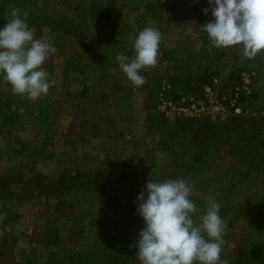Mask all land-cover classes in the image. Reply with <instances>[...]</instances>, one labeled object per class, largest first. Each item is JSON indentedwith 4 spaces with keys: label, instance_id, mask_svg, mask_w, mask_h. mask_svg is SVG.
Listing matches in <instances>:
<instances>
[{
    "label": "rangeland",
    "instance_id": "374dc122",
    "mask_svg": "<svg viewBox=\"0 0 264 264\" xmlns=\"http://www.w3.org/2000/svg\"><path fill=\"white\" fill-rule=\"evenodd\" d=\"M3 2L0 25L7 22L10 9L16 8V0ZM29 3L35 9H43L48 2ZM67 5L69 11L87 10V16H94V20L88 17L84 20L88 32L95 27L107 30L150 26L154 18L161 29L169 25L185 27L184 33L176 31L166 37L171 43L161 54L162 60L156 66L160 69L156 72L158 78L155 76L150 87L151 93L157 94L158 120H171V123H166L165 139L152 150L136 152L133 157L126 153L119 157L87 155L78 160L80 170H76V162L71 165L62 162V156L51 163L50 160L42 163L41 159L35 162L36 157L50 152L48 143L45 141L41 149L37 145V133L36 138L34 135L27 141L23 135L31 129L20 130V133L6 131L11 136L0 140V157L7 158L3 175L6 179L0 180V201L10 205L27 204L20 210L22 214L16 215L21 223L19 228L25 235H31V240L27 241L31 249L21 250L25 263L140 264L135 247L143 227V220L137 214L138 194L150 180L184 178L193 185L190 198L197 206L194 219L198 221L203 215L209 196L220 203V215L227 226L221 259L228 264H264L263 56H260L262 59L258 56L244 58L238 45L213 47L207 34L200 31L214 19L207 0L198 3L196 0H70ZM205 8L209 9L207 15ZM74 19L54 21L51 25L65 28L70 24L74 29L81 14ZM43 21L48 23V19ZM127 36H132L129 31ZM189 37L197 42L193 44L197 48V59L192 60L194 65L190 64L186 70L183 66L180 68L178 57L187 48H177L176 43L186 44ZM85 51L90 52L88 48ZM169 69L173 72L168 73ZM244 78H248L250 84L248 92H240L237 100L241 113L228 109L221 113L207 110L199 115H166L158 109V93L164 81L173 87L167 93L169 98H176L175 93H178V96L194 97L200 103H206L203 87L212 84L211 101L215 104L228 88L242 85ZM14 97L11 86L0 78V107L12 104ZM229 99L230 96L224 103L227 106ZM51 117L48 112L38 116L42 123L51 121ZM10 119L20 124L14 116L10 115ZM58 123L61 124V119ZM72 139L70 134L67 140ZM58 149L61 150V145ZM70 154L72 149L65 159L76 160ZM56 168L57 176L44 178L39 173L46 174ZM9 169L20 173L22 179L9 177ZM51 195L55 205H51L52 211L45 207ZM37 206L39 209L35 212ZM41 206L48 212L42 211ZM44 213L50 215L45 218ZM16 227L13 225V229ZM36 227L43 234L40 241H36L40 231L33 232Z\"/></svg>",
    "mask_w": 264,
    "mask_h": 264
},
{
    "label": "crops",
    "instance_id": "0c3cea01",
    "mask_svg": "<svg viewBox=\"0 0 264 264\" xmlns=\"http://www.w3.org/2000/svg\"><path fill=\"white\" fill-rule=\"evenodd\" d=\"M3 1L0 0V6L4 5ZM33 1L35 0H16L14 5L22 13H27L28 24L32 28L35 38L50 42L55 46L56 52L43 65L49 73V78L55 81V86L49 89L46 96L42 95L35 101L26 96L14 94L12 104L6 105V108L0 107V140L11 136L6 131L12 130L11 132L20 133V130L31 129V132L25 133L23 137L29 141L30 137L34 135L36 138L37 133V145L42 149L46 141L49 151L54 153H44L41 155L43 157H36L35 162L38 163L41 159L42 163L49 160L51 163V161H58V157L62 156L60 160L62 159V162L67 165L76 162V170L81 169L78 164L80 157L83 159L87 155L119 157L121 153L133 157L136 152L146 153L147 150H152L157 143L164 140L166 123H171V120L167 122L158 120L157 94L151 93L150 87L155 76L157 77L156 72L160 71L156 66L162 60L161 54L171 43L168 39L166 40V37L173 35L176 31L184 33L185 27L169 25L161 29L154 18V23L150 26L113 27L107 30L95 27L94 31L88 32L84 20L87 17L94 20V16H87L89 12L87 10L75 11L73 9L69 11L67 3L70 0H44V3L48 2L43 8L44 10L35 9L29 3ZM129 12L127 11V14H131ZM80 14L81 20L78 19L80 21L78 23L76 21L74 29L70 28V24L65 28L55 24V26L51 25L54 21L61 22L64 19L71 22L72 19L79 18ZM142 14L144 15V12ZM47 19L49 24L43 21H47ZM6 23L2 22L0 28ZM145 27L157 28L162 39L159 44L157 64L141 71L140 74L144 76L146 83L136 87L119 68L116 56L123 53L132 57L134 55L133 44L137 34ZM128 31L132 35L131 37L127 36ZM196 43L190 37L186 44L182 41L176 43L177 48L182 46L187 48L178 57L180 68L183 66L189 70L190 64L194 65L195 61L192 60L197 59V48L193 44ZM172 44L175 43L172 42ZM86 48L90 52L87 53ZM169 72L173 71L169 69ZM163 73L168 74L164 71ZM175 88V92H177L178 89L176 86ZM175 94L178 95V93ZM6 111L7 114H4ZM43 112L52 115L51 121L42 123V118H38V116ZM10 115L20 121V124L10 122ZM59 119H61V124L58 123ZM13 126L15 127L12 128ZM70 134L73 139L67 140ZM60 145L61 150L58 149ZM71 149V158H76V160L65 159ZM18 158L16 159L18 160ZM6 163L7 158L0 157V180L6 179L3 176L7 170ZM9 171V177L22 179L20 173L10 169ZM58 171L56 168L46 174L43 171L39 173L46 178L57 176ZM6 203L0 201V264H26L21 250L29 251L31 249L27 244V241L31 240V235H25L24 230L19 228L21 223L16 215L22 214L20 210H23L27 204L25 202L23 204L15 202L12 205ZM8 204L9 207L6 206ZM51 205L55 207L53 198L48 200L45 207L47 206L52 211ZM45 207L41 206L42 211L47 213L48 209ZM38 209L37 206L35 212ZM46 213L42 215L45 218L50 215ZM43 224L44 221L41 226ZM13 225L17 227L13 229ZM36 225L37 223L34 222V226ZM31 227L29 233H31ZM33 230V232L40 231L38 227ZM42 236L40 231L36 241H40ZM22 241H25L26 244H22Z\"/></svg>",
    "mask_w": 264,
    "mask_h": 264
},
{
    "label": "clouds",
    "instance_id": "9594fccd",
    "mask_svg": "<svg viewBox=\"0 0 264 264\" xmlns=\"http://www.w3.org/2000/svg\"><path fill=\"white\" fill-rule=\"evenodd\" d=\"M198 3L199 0H196ZM214 19L200 31L215 48L240 46L244 58L264 52V0H207ZM207 15L208 8L203 9ZM162 39L157 28L139 31L134 55L116 56L119 68L136 87L146 83L141 71L157 64ZM56 52L50 42L37 39L27 22V13L11 8L0 28V78L13 94L35 101L46 96L55 81L43 67ZM193 185L184 178L150 180L137 196V214L143 220L135 243L140 264H228L221 259L226 225L220 203L209 196L197 221V206L190 198Z\"/></svg>",
    "mask_w": 264,
    "mask_h": 264
},
{
    "label": "built area",
    "instance_id": "2783aa9c",
    "mask_svg": "<svg viewBox=\"0 0 264 264\" xmlns=\"http://www.w3.org/2000/svg\"><path fill=\"white\" fill-rule=\"evenodd\" d=\"M250 81L248 78H244L242 85H236L234 87L228 88L223 92L222 98L219 99L220 102L213 104L211 97L214 94V89L212 84L205 85L203 87V97L206 99V103H200L196 98L189 96H178L176 98H169L168 94L171 90V83L164 81L162 87L158 93V109L162 113L176 114V115H199L207 110H212L214 112H227L231 109L234 113H241V108L237 106V100L239 98L240 92H248ZM229 99V106L224 103ZM232 107V108H231Z\"/></svg>",
    "mask_w": 264,
    "mask_h": 264
},
{
    "label": "trees",
    "instance_id": "16d2710c",
    "mask_svg": "<svg viewBox=\"0 0 264 264\" xmlns=\"http://www.w3.org/2000/svg\"><path fill=\"white\" fill-rule=\"evenodd\" d=\"M27 22L29 23V20L27 19ZM258 56V59H264V52L260 53L257 55ZM260 56H263L262 58Z\"/></svg>",
    "mask_w": 264,
    "mask_h": 264
}]
</instances>
